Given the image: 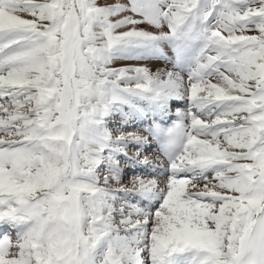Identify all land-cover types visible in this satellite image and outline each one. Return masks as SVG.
Segmentation results:
<instances>
[{
    "label": "snow or ice",
    "instance_id": "obj_1",
    "mask_svg": "<svg viewBox=\"0 0 264 264\" xmlns=\"http://www.w3.org/2000/svg\"><path fill=\"white\" fill-rule=\"evenodd\" d=\"M0 228V264H264V0H0Z\"/></svg>",
    "mask_w": 264,
    "mask_h": 264
},
{
    "label": "rangeland",
    "instance_id": "obj_2",
    "mask_svg": "<svg viewBox=\"0 0 264 264\" xmlns=\"http://www.w3.org/2000/svg\"><path fill=\"white\" fill-rule=\"evenodd\" d=\"M100 3H104L105 0H99ZM111 2V0H109ZM141 27H148L147 25H141ZM169 55H171V50L166 49ZM152 62H161L163 65L162 68H155L153 67V71H156L157 69H165V68H171L172 65L171 63L163 60V59H152V60H144V61H137V60H117L113 63V67H122L125 65H135V64H151ZM177 107L183 108L184 104L179 103V104H172L171 109H172V115L165 119V120H158L159 123H162L164 126H168L172 123L173 120H175V109ZM121 117L119 115L114 116L110 121H109V128L115 130L117 127L118 122L120 121ZM151 123V119L148 121H134L130 122V126L122 129V131L125 132H140L143 135H148L146 131H144V128L146 127L147 124ZM149 142L151 143L150 145L145 146L142 149L143 154L145 153L146 156L149 157L150 160H153L154 163L158 161L159 164H166V157H164L160 151H159V143L153 139L151 136H149ZM147 150V151H146ZM129 155L135 153L137 151V147L133 145H129L128 148ZM150 151V152H149ZM144 154V155H145ZM120 162L121 166L124 168V173L122 176V183L127 184L129 179L134 176V175H141L145 177L146 179L152 178L154 175L160 179L164 180L166 179V174H157L153 173L151 170H141L138 169L137 166L133 167V165H129V163H126L125 159L123 157H120ZM128 164V165H127ZM131 166V167H130ZM131 168V169H130ZM137 168V169H136ZM113 187H117V185H113ZM119 219V217H117ZM5 229L0 228V233H3ZM14 235V234H13Z\"/></svg>",
    "mask_w": 264,
    "mask_h": 264
},
{
    "label": "bare ground",
    "instance_id": "obj_3",
    "mask_svg": "<svg viewBox=\"0 0 264 264\" xmlns=\"http://www.w3.org/2000/svg\"><path fill=\"white\" fill-rule=\"evenodd\" d=\"M149 68H151L152 70H153V67H155V68H162L163 67V65L164 64H162L161 62L159 63V62H152L151 64H146ZM151 143L149 142V144L148 145H150ZM147 151V150H146ZM150 152V151H149ZM145 154V153H144ZM146 155V154H145ZM126 163H128V162H126ZM128 165V164H127ZM129 165H130V163H129ZM123 166V165H122ZM137 166V168L138 169H141V170H151V165L150 166H148L147 168H145L143 165H139V164H137L136 165ZM131 167V166H130ZM136 168V169H137ZM131 169V168H130ZM157 174H160L159 172L157 173Z\"/></svg>",
    "mask_w": 264,
    "mask_h": 264
}]
</instances>
